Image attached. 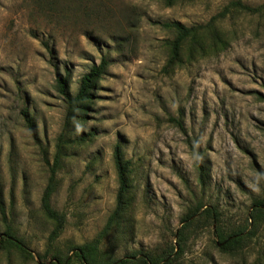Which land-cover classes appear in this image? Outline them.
I'll return each mask as SVG.
<instances>
[{
  "label": "rangeland",
  "instance_id": "obj_1",
  "mask_svg": "<svg viewBox=\"0 0 264 264\" xmlns=\"http://www.w3.org/2000/svg\"><path fill=\"white\" fill-rule=\"evenodd\" d=\"M225 9L217 20L225 47L168 69L173 33L162 25H205ZM103 59L87 120L71 128L55 166L66 111L57 73L69 74L75 94ZM116 145L133 169V206L125 238L112 245L110 234L103 250L122 258L175 246L190 213L175 264H254L264 256V225L251 249L228 256L204 214L217 208L228 232L245 225L251 201L264 196V0H0V196L33 258L0 255V264H41L46 251L67 255L102 231L119 188ZM192 147L207 169L204 186ZM52 171L51 206L65 221L50 240L54 225L41 199Z\"/></svg>",
  "mask_w": 264,
  "mask_h": 264
},
{
  "label": "trees",
  "instance_id": "obj_2",
  "mask_svg": "<svg viewBox=\"0 0 264 264\" xmlns=\"http://www.w3.org/2000/svg\"><path fill=\"white\" fill-rule=\"evenodd\" d=\"M165 2L167 6H172L180 1L193 0H160ZM240 7V5H239ZM249 12H255L256 9L244 8ZM227 9L218 16L213 17L205 25H197L186 27L179 22L164 23L162 26L173 33L171 40L167 42V62L166 67L172 69L181 67L185 62L191 63L199 57L206 56L209 49H223L226 45V38L217 26L218 18L226 13ZM209 47V48H208ZM107 63L103 59L100 65H94L84 74L78 82V89L75 94H72L69 87V74L61 75L57 73L56 88L61 95L65 104V116L63 132L58 137L57 153L54 158V164L57 166L59 161L64 156L66 139L71 132V128L77 123H83L87 120V113L93 101V90L97 81L105 74ZM25 125L29 134L34 140L37 139L36 129L33 118L25 109L22 111ZM91 137V135L87 136ZM86 139L80 137L78 142H85ZM195 157V165L199 173V181L201 186L205 185L207 169L205 168L200 152L193 148ZM114 164L117 171L119 188L116 195V203L113 212L110 214L104 228L97 236L88 243L81 246L72 247L71 254H61L60 251L51 253L50 260L47 256H38L41 264H175V261L183 253L184 229L188 228L191 223L193 214H187L182 218L184 224L183 229L176 233L177 244L169 245L162 249L155 248L149 251H135L122 258L112 256V251L103 250V246L109 235L115 233V237L110 242L112 245L118 243L125 238L129 231L125 223L128 221L130 211L133 206V199L130 196L131 175L133 169L129 161L124 159V154L120 145H116L114 149ZM56 190V182L54 180V171L49 180V184L45 188L42 199L41 208L44 216L53 222L54 230L50 234V240L58 238L63 230L65 217L56 212L51 206V199ZM251 210L245 218V225H239L236 228L226 231L222 223V215L215 207L205 210V219L208 220L214 228L216 241L214 245L222 254L228 256L244 255L247 250L251 249V244L254 238L264 225V196L256 197L251 201ZM0 216L4 222V230L0 233V255H3L7 260H11L14 254L22 258L31 259L25 243L16 236L15 230L6 222L3 201L0 196ZM113 247V246H112ZM254 264H264V256H259Z\"/></svg>",
  "mask_w": 264,
  "mask_h": 264
}]
</instances>
